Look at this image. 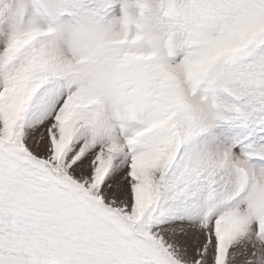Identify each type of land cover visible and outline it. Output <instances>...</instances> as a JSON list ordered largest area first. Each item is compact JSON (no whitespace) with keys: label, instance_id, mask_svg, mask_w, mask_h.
<instances>
[{"label":"rangeland","instance_id":"rangeland-1","mask_svg":"<svg viewBox=\"0 0 264 264\" xmlns=\"http://www.w3.org/2000/svg\"><path fill=\"white\" fill-rule=\"evenodd\" d=\"M236 99L264 0H0V264H264Z\"/></svg>","mask_w":264,"mask_h":264},{"label":"bare ground","instance_id":"bare-ground-1","mask_svg":"<svg viewBox=\"0 0 264 264\" xmlns=\"http://www.w3.org/2000/svg\"><path fill=\"white\" fill-rule=\"evenodd\" d=\"M114 188L116 189V190H118L117 188H116V186H114ZM118 192V191H117Z\"/></svg>","mask_w":264,"mask_h":264},{"label":"crops","instance_id":"crops-1","mask_svg":"<svg viewBox=\"0 0 264 264\" xmlns=\"http://www.w3.org/2000/svg\"><path fill=\"white\" fill-rule=\"evenodd\" d=\"M114 192H116V193H117V191H114Z\"/></svg>","mask_w":264,"mask_h":264}]
</instances>
